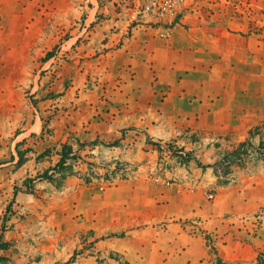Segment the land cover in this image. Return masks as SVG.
<instances>
[{
	"label": "rangeland",
	"instance_id": "rangeland-1",
	"mask_svg": "<svg viewBox=\"0 0 264 264\" xmlns=\"http://www.w3.org/2000/svg\"><path fill=\"white\" fill-rule=\"evenodd\" d=\"M87 4L13 0L11 18L0 17V264H228L218 251L256 237L264 208L233 219L208 213L247 202L243 195L264 179V130L233 142L190 128L188 116L165 106L162 89L100 79L87 61L126 45L136 30L93 48L101 24L83 30ZM188 27L264 48V0H193L174 28ZM150 33L157 46L170 40ZM156 64L146 66L154 81L164 76ZM110 85L134 92L135 112L109 105ZM45 99L55 106L44 108ZM141 191L153 193L142 209V193L133 195ZM182 196L205 212L180 217L174 199ZM149 211L157 220H145Z\"/></svg>",
	"mask_w": 264,
	"mask_h": 264
},
{
	"label": "crops",
	"instance_id": "crops-1",
	"mask_svg": "<svg viewBox=\"0 0 264 264\" xmlns=\"http://www.w3.org/2000/svg\"><path fill=\"white\" fill-rule=\"evenodd\" d=\"M12 2L13 0H0V17L5 22L7 17L10 19L12 16ZM102 7L87 4L89 16L85 23L92 22L96 12L101 24L92 36L93 48L105 47L118 40L115 38L118 34H114V29H117L114 28V11L109 5L106 9ZM97 24H92L91 30ZM116 25L119 30L122 29V24ZM4 30L3 36L6 34V29ZM135 30L134 36L126 45L106 52L100 59L87 61L91 69L98 66L102 74H99L100 79L103 78L109 83L122 79L127 84H132L133 87L137 82L141 84L142 89L147 87L157 91L162 89L165 95V106L171 108L173 114L188 116L191 123L190 128L216 131L233 142L250 138V132L254 129L264 130V48L262 46L254 49L252 43L237 42L231 36L227 41H216L210 36L206 37L202 29L195 27H188L185 30L174 28L170 40L164 44L159 43L161 45L157 46L149 30L143 28ZM105 37L106 41H104ZM161 47L163 48L160 50ZM157 61L159 64H156ZM155 64L159 65L158 68L164 72V76L157 81L151 79L146 68L148 65ZM126 67L137 73L143 69L145 75L141 78L136 74L133 80H127L126 76L119 72L120 69L124 71ZM122 87L110 85L111 89L107 91L110 99L109 105H122L126 109L124 111L131 114L132 111L135 112L134 106L138 104V101L133 102L134 92L131 90L120 91ZM51 101L55 102L45 99L41 103L46 108L49 107ZM122 121L124 120L121 119ZM115 122L113 128L119 124ZM247 192L249 193L243 195L247 202L236 199L233 205L224 209L214 205L208 215L212 214L210 216L213 218L230 215V219H233L264 208V179L259 185H251ZM140 193H142L140 199L145 201L138 199L139 203L145 202L144 206L150 205V195L153 193L147 195L146 192L141 191L133 192V195L137 196ZM178 199L182 202L178 213L180 217H187L195 207L198 212H205L204 208L189 205L188 196L175 198L174 201ZM131 201H137V199L134 197L129 199V202ZM152 202L155 203V194ZM152 211H149L145 220H150L149 222L157 220V215ZM167 214L171 215V210L166 211L164 216ZM262 226H264V218ZM263 248L264 228L258 232L256 237L243 236L239 239H231L227 242V246H222L217 255L222 261H228V264H240L241 260H253L254 257L255 260L258 259L260 253H264L260 252ZM204 254L205 252L202 251L198 259L206 258ZM186 260L182 259L181 264H187Z\"/></svg>",
	"mask_w": 264,
	"mask_h": 264
},
{
	"label": "built area",
	"instance_id": "built-area-1",
	"mask_svg": "<svg viewBox=\"0 0 264 264\" xmlns=\"http://www.w3.org/2000/svg\"><path fill=\"white\" fill-rule=\"evenodd\" d=\"M193 0H90L88 5L111 6L115 17L114 32L143 28L154 31L159 37L169 39L173 28L182 19L183 13ZM103 14V13H102ZM99 22L95 12L92 22L84 23L83 30L91 31V25ZM116 24H122L119 30Z\"/></svg>",
	"mask_w": 264,
	"mask_h": 264
},
{
	"label": "trees",
	"instance_id": "trees-1",
	"mask_svg": "<svg viewBox=\"0 0 264 264\" xmlns=\"http://www.w3.org/2000/svg\"><path fill=\"white\" fill-rule=\"evenodd\" d=\"M257 261L259 262L258 264H264V253H260Z\"/></svg>",
	"mask_w": 264,
	"mask_h": 264
}]
</instances>
